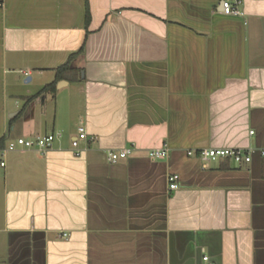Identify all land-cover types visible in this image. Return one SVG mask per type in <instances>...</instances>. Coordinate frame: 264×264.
I'll list each match as a JSON object with an SVG mask.
<instances>
[{
    "label": "crops",
    "instance_id": "0c3cea01",
    "mask_svg": "<svg viewBox=\"0 0 264 264\" xmlns=\"http://www.w3.org/2000/svg\"><path fill=\"white\" fill-rule=\"evenodd\" d=\"M240 8L2 0L0 139L63 135L0 155L1 264H264V0ZM68 58L76 70L35 96ZM204 147L251 159L201 158Z\"/></svg>",
    "mask_w": 264,
    "mask_h": 264
},
{
    "label": "built area",
    "instance_id": "2783aa9c",
    "mask_svg": "<svg viewBox=\"0 0 264 264\" xmlns=\"http://www.w3.org/2000/svg\"><path fill=\"white\" fill-rule=\"evenodd\" d=\"M2 0H0V5ZM241 0H219V5L221 7V12L224 14L240 15ZM61 131H52L45 134H36L32 137L17 136L13 139L7 141L5 145L0 147V155L4 156L7 152L17 150V149H29L36 148L38 150L44 151L50 148L54 141L62 137ZM86 136V130L84 126H79L77 128V136L71 140L72 147L76 148L74 150L75 155L80 154V150L77 149L78 140L83 139ZM133 145L123 146L115 150H110L107 153V160L109 162H115L120 158H125L131 154L133 150ZM198 156L201 158H206L209 160H216L218 158H228L234 162H248L251 159V150L244 149L242 147H204L198 149ZM191 154L192 151H187ZM168 154V147L166 145L160 147H152L147 149V156L150 159H157L164 157ZM259 154L264 158V148L259 149ZM0 165H4V161H0ZM178 174L169 173L167 175L168 187L170 189H176ZM65 234V233H64ZM201 261L204 264H216L210 260L207 254L201 255Z\"/></svg>",
    "mask_w": 264,
    "mask_h": 264
},
{
    "label": "trees",
    "instance_id": "16d2710c",
    "mask_svg": "<svg viewBox=\"0 0 264 264\" xmlns=\"http://www.w3.org/2000/svg\"><path fill=\"white\" fill-rule=\"evenodd\" d=\"M80 51H81V49H80ZM70 59L71 58H68V60L64 64H62V65H60V66H58L56 68L55 75H54L53 80L50 81V82H48V83H45L38 90V92L35 94V96L36 95H39V94H42V93H46V92L54 93L55 92V88H56L57 81L60 80L63 77H66L67 73H70V72H73L74 70H76L74 67H72L70 65ZM31 98H32V96L31 97H28L27 98V101L30 100ZM2 142H3V140L0 139V147L3 146V143Z\"/></svg>",
    "mask_w": 264,
    "mask_h": 264
},
{
    "label": "rangeland",
    "instance_id": "374dc122",
    "mask_svg": "<svg viewBox=\"0 0 264 264\" xmlns=\"http://www.w3.org/2000/svg\"><path fill=\"white\" fill-rule=\"evenodd\" d=\"M59 83V81L56 83V87H58L57 86V84ZM51 107H53V105L51 106ZM50 108V106L47 108V109H49ZM58 109H60V104H58V107H57ZM19 131L18 130H16V132L15 133H18ZM0 264H1V262H0Z\"/></svg>",
    "mask_w": 264,
    "mask_h": 264
},
{
    "label": "water",
    "instance_id": "95a60500",
    "mask_svg": "<svg viewBox=\"0 0 264 264\" xmlns=\"http://www.w3.org/2000/svg\"><path fill=\"white\" fill-rule=\"evenodd\" d=\"M81 75H82V71H81ZM28 78H29V77H27L26 79H28ZM60 82H61V81H59V83L57 84V86H59Z\"/></svg>",
    "mask_w": 264,
    "mask_h": 264
}]
</instances>
